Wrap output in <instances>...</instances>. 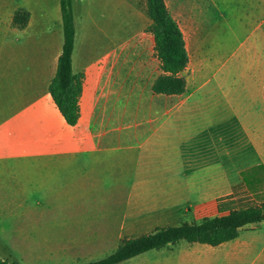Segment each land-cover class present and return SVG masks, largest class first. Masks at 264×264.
Masks as SVG:
<instances>
[{"label":"crops","instance_id":"crops-1","mask_svg":"<svg viewBox=\"0 0 264 264\" xmlns=\"http://www.w3.org/2000/svg\"><path fill=\"white\" fill-rule=\"evenodd\" d=\"M169 1L189 56L185 91H153L163 70L148 16L137 12L140 26L112 47H79L75 19L72 71L83 90L74 126L50 93L63 49L60 0L40 17L25 7L0 13L1 222L67 227L104 212L177 221L160 228L193 223L188 206L205 213L200 222L256 203L242 173L264 168V0H235L230 19L209 0ZM19 9L31 15L22 30L13 25ZM183 242L146 254H157L153 264H264V221L217 247Z\"/></svg>","mask_w":264,"mask_h":264},{"label":"rangeland","instance_id":"rangeland-1","mask_svg":"<svg viewBox=\"0 0 264 264\" xmlns=\"http://www.w3.org/2000/svg\"><path fill=\"white\" fill-rule=\"evenodd\" d=\"M170 2L169 0H167ZM178 1V0H174ZM56 0H0V13H9L18 7L31 8L40 17L46 6ZM214 2V12H225L229 19L235 0H209ZM79 47L109 46L128 41L141 21L136 13L147 15L146 0H73ZM47 11V10H46ZM220 38L229 45L236 43L228 24L217 23ZM234 45V44H233ZM229 50L224 54L230 55ZM210 120L214 121V117ZM186 207L189 220L196 222L205 213L193 212ZM208 216L212 211L206 212ZM125 213H96L95 218L67 221V227L55 226L61 222L54 219L46 227H8L0 223V258L19 264H76L109 256L123 238L139 236L158 226L177 221L162 219L155 214L144 213L135 218H125ZM199 222V221H197ZM185 243V242H183ZM166 251L171 252L173 248ZM157 254L150 253L124 264H153Z\"/></svg>","mask_w":264,"mask_h":264},{"label":"trees","instance_id":"trees-1","mask_svg":"<svg viewBox=\"0 0 264 264\" xmlns=\"http://www.w3.org/2000/svg\"><path fill=\"white\" fill-rule=\"evenodd\" d=\"M60 7L63 49L56 75L50 85V93L67 123L74 126L80 117L79 99L83 90V76L75 75L72 71L76 38L73 0H60ZM146 11L152 21L149 30L154 35L155 52L163 70L153 91L165 94L183 93L186 81L180 75L188 66L189 56L182 31L170 14L165 0H146ZM30 18L29 11L19 9L14 14L13 25L22 30L27 27ZM242 179L246 189L254 196V205L232 210L226 215L206 217L200 222L160 227L150 233L124 238L109 256L76 264H122L181 241L217 247L235 240L244 227L264 221V168L249 169L242 173ZM0 264L19 263L0 258Z\"/></svg>","mask_w":264,"mask_h":264},{"label":"built area","instance_id":"built-area-1","mask_svg":"<svg viewBox=\"0 0 264 264\" xmlns=\"http://www.w3.org/2000/svg\"><path fill=\"white\" fill-rule=\"evenodd\" d=\"M0 223H1V221H0Z\"/></svg>","mask_w":264,"mask_h":264}]
</instances>
